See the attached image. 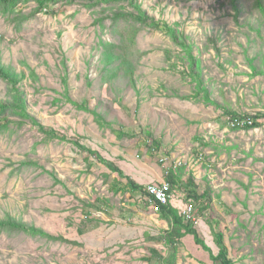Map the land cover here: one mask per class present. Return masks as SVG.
<instances>
[{"label":"rangeland","instance_id":"374dc122","mask_svg":"<svg viewBox=\"0 0 264 264\" xmlns=\"http://www.w3.org/2000/svg\"><path fill=\"white\" fill-rule=\"evenodd\" d=\"M86 2L58 4L53 14H33L32 2L7 13L0 6V61L25 73L18 86L27 110L56 135L29 120L0 130V219L70 241L0 230V264H164L158 255L219 264L190 234L174 252L168 222L143 192L178 168L169 202L180 213L193 206L192 225L213 254L221 232L234 264H264V119L236 129L223 111L264 113V10L257 0H236L237 10L231 0H138L179 31L197 60L192 73L186 49L168 35L146 25L131 41L108 7ZM106 46L127 64L106 67ZM196 77L219 106L195 97ZM10 96L0 79V99Z\"/></svg>","mask_w":264,"mask_h":264},{"label":"trees","instance_id":"16d2710c","mask_svg":"<svg viewBox=\"0 0 264 264\" xmlns=\"http://www.w3.org/2000/svg\"><path fill=\"white\" fill-rule=\"evenodd\" d=\"M21 2H32L34 4L33 14L43 12L48 14L54 13V7L58 4H72L76 0H0V6L3 8L4 12L7 13L6 9L14 10L16 6ZM233 9L237 10L236 0H231ZM88 7L103 6L108 7L109 13L107 18L112 22L122 21L129 27L127 30H131V34L128 39L132 41V38L143 26H149L155 30H158L166 35H168L175 43L179 44L182 48H185L189 57V66L191 72H194L193 66L197 63V60L191 54V48L189 45L180 38L179 31L171 24L166 21L155 19L153 16L149 15L146 10H144L138 0H87L85 3ZM258 9L263 12V3L262 0H257ZM25 19V16H23ZM126 30V31H127ZM126 34H129L128 32ZM107 49V50H106ZM103 62L106 67L109 65H115L117 63L126 65L128 61H124L120 52H118L114 47L107 48L105 47ZM114 68H118L117 66ZM107 70L104 67V71ZM127 71V70H126ZM129 71V72H128ZM127 73L130 74L131 70H128ZM33 74V71H32ZM25 78V73L23 71L17 72L12 66L5 65L0 61V79L6 82L10 90V99L1 100L0 99V130H8L11 125H15L17 128L21 127L24 122L29 120L33 125L38 126V130L49 135L56 136L52 129H45L40 125L33 116L28 112L26 100L19 90V83ZM131 79V78H130ZM196 86L197 91L194 93L195 97L200 95L205 103H211L215 106H219L217 102L213 101L206 87H204L196 77ZM65 97L70 101L76 108L84 110L91 113L97 121H101V115L94 109H90L87 106L78 104L75 101H72L68 98V94L65 93ZM224 113L228 114L232 118L242 119L244 115H240L234 111H228L227 109L223 110ZM8 116V117H7ZM15 116L16 118H12ZM252 119V124L245 125V129H251L259 125V120L264 119V113L258 112L252 116H248ZM236 129L238 127H235ZM62 138V137H61ZM73 144L77 145L81 149H85L84 146L80 145L78 142L73 141ZM87 149V148H86ZM89 151V149H87ZM99 161L105 164L111 171L116 172L119 176H124L122 171L114 166L113 164L105 161L100 157L97 152L92 151ZM29 161H23V163H28ZM182 168H178L175 171L170 170L169 174L166 175L165 179L170 183V192L172 188L177 186L180 183ZM127 186L132 190L143 189L140 185L136 184L130 178H127ZM195 199L199 198L200 201L205 199V194L197 195L193 193ZM154 207L158 210L161 217L164 218L168 224L169 229L165 234V242L168 244L174 252L177 249V242L186 234L193 236V239L196 244H198L203 250L208 252L210 259L213 262H218L219 264H234L233 261L228 256V250L223 240V234L221 232H214V240L218 247L217 254H213L211 248L205 243V241L199 236L197 230L193 227L191 220H185L182 214L168 201L165 204H160L155 202ZM0 230L7 231H21L23 233L40 236L50 240H60L63 242H70L68 239L62 236H55L47 231L43 230L40 227H37L33 224H28L24 221L16 220L13 217L7 215L4 218L0 219ZM156 254V250H152ZM160 260L164 264H176L174 261V255L170 258H165L158 255Z\"/></svg>","mask_w":264,"mask_h":264},{"label":"built area","instance_id":"2783aa9c","mask_svg":"<svg viewBox=\"0 0 264 264\" xmlns=\"http://www.w3.org/2000/svg\"><path fill=\"white\" fill-rule=\"evenodd\" d=\"M230 124L233 127H244L245 125L252 124V120L250 118H232L230 120ZM160 161L164 163L165 158H161ZM168 170L169 168L166 167L167 172ZM143 192L149 203L153 205L155 202L165 204L169 201L170 198V183L167 180H163L159 183L148 184L144 187ZM192 208L193 206L189 205L182 211L181 214L185 220H190V218L192 217Z\"/></svg>","mask_w":264,"mask_h":264}]
</instances>
